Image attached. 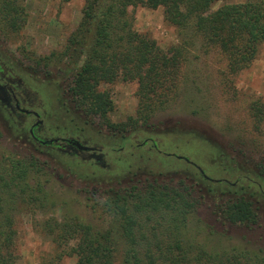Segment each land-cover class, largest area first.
<instances>
[{"label":"rangeland","instance_id":"obj_1","mask_svg":"<svg viewBox=\"0 0 264 264\" xmlns=\"http://www.w3.org/2000/svg\"><path fill=\"white\" fill-rule=\"evenodd\" d=\"M20 1L25 7V22L17 32L0 24V46L17 61V72L26 86L40 88L42 80L52 84V126L105 145L111 158L107 159L108 168L62 156L52 164L37 159L47 174L42 176L45 194L39 202L23 203L20 208L10 204L16 264H76L72 248L78 234L69 235L67 241L60 226L70 230L73 217L97 224L104 218L99 205L106 196L133 195L144 192L150 184L188 192L197 217L208 226L209 244L223 235L227 245L264 250V173L259 174L264 171V118L259 123L251 110L256 102L264 108V41L250 65L231 73L218 48L209 50L198 38L191 42L189 30L185 34L164 20L162 7L129 6L127 18L135 31L154 40L161 49L183 46L184 56L174 79L166 77L156 87L154 109L147 117L139 114V82L122 74L99 87L109 93L111 110L106 115L93 114L78 106L66 91L74 70L62 71L54 63L36 64L38 57L62 49L81 19L86 0ZM243 1L221 0L213 9ZM65 96L69 109L61 106ZM136 133L139 135L133 138ZM146 136L152 137L157 148H152L151 142L137 146L138 141H133V147L126 143L128 137L140 142ZM27 149L28 144L20 142L14 127L0 117V162L11 154L30 159ZM169 153L191 159L212 178L230 183L241 178L237 183L240 190L232 188L237 190L232 196L229 182L203 179L196 167ZM246 176L253 181H247ZM189 185L193 188L187 191ZM240 195L252 201L256 222L232 223L224 217L226 202ZM137 217L143 219L142 230L149 237L154 232L158 238L168 239L170 228L164 231L166 228L158 226L154 230V220H148L146 213ZM189 234L195 233L189 230ZM122 251H116L115 264H120Z\"/></svg>","mask_w":264,"mask_h":264},{"label":"trees","instance_id":"obj_2","mask_svg":"<svg viewBox=\"0 0 264 264\" xmlns=\"http://www.w3.org/2000/svg\"><path fill=\"white\" fill-rule=\"evenodd\" d=\"M219 1L86 0L81 19L62 49L38 57L36 64L54 63L62 71L74 70L69 93L78 106L93 114L106 115L112 108L109 93L100 85L115 81L121 74L134 79L139 82V114L147 117L154 109L156 87L166 77L174 79L185 48L161 49L154 40L139 34L127 18L128 7H162L167 23L185 34L189 30L191 42L198 38L209 50L218 48L229 71L235 73L251 64L264 41V0L223 3L213 9ZM25 16L20 0H0V24L8 31H19ZM251 108L255 119L262 122L263 105L256 102ZM42 169L33 157L11 154L0 162V264H16L10 204L20 208L23 203L40 201L45 189L42 176L47 175ZM188 195L179 187L163 184H150L144 192L133 195H109L100 202L105 214L97 224L73 217L70 230L66 225L60 230L67 241L69 235L78 234L72 248L76 264H115L118 248H123L120 264H264L261 248L227 245L223 235L209 244L208 226L197 217ZM142 213L154 220V230L158 226L166 228L164 231L170 228L167 240L154 232L149 237L142 230L143 219L137 217ZM223 214L232 223L257 220L252 201L242 195L226 202ZM189 230L195 234L190 235Z\"/></svg>","mask_w":264,"mask_h":264},{"label":"flooded vegetation","instance_id":"obj_3","mask_svg":"<svg viewBox=\"0 0 264 264\" xmlns=\"http://www.w3.org/2000/svg\"><path fill=\"white\" fill-rule=\"evenodd\" d=\"M7 55L9 54L6 53L3 46H0V117L7 120L8 126L14 127L22 144H28L27 150L30 158L33 157L44 163L46 161L52 164L56 161V157L62 156L75 158L80 162L90 163L100 168L110 167L107 159L109 156L111 158V154L104 150L105 145L93 142L82 134L61 132V130L52 126L51 119L54 118L49 112L51 100L55 97L51 87L52 84L49 80H42L40 88L33 89L26 86L27 84L23 82L17 72L18 69L15 64L17 61ZM33 73L35 74V72ZM63 87L65 88V85ZM66 91H68V88ZM60 101L63 108L69 109L71 107H69V99L66 96ZM137 135L139 134L136 133L132 136L135 138ZM133 138H127L126 143L129 146L133 147V141H138L137 146H143L147 142H151L152 148H157V143L154 142L151 136H146L140 142L139 139L133 140ZM168 155L175 156L176 154L169 153ZM185 161L196 167L203 179L212 182H229L227 179L208 176L204 169L191 159L187 158ZM199 167L202 168L203 173ZM245 178H247V181H253L249 176ZM189 180V183L195 182V185H198V181ZM238 180H241V178H238ZM237 183L229 182L227 185L230 187L228 191L232 196L237 195V190H232V188L238 189ZM258 187L261 188V184H258ZM192 188L193 185H189L187 191ZM261 192L264 193L262 189Z\"/></svg>","mask_w":264,"mask_h":264},{"label":"water","instance_id":"obj_4","mask_svg":"<svg viewBox=\"0 0 264 264\" xmlns=\"http://www.w3.org/2000/svg\"><path fill=\"white\" fill-rule=\"evenodd\" d=\"M177 158H179V159H185V160H187V158L185 157V156H183V155H175ZM199 169H200V171L203 173V170H202V168H200L199 167ZM206 176V175H205ZM207 178H209L208 176H206ZM209 179H211V180H213L212 178H209Z\"/></svg>","mask_w":264,"mask_h":264}]
</instances>
